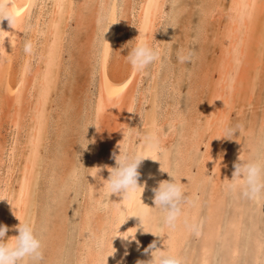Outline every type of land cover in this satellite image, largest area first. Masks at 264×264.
<instances>
[{"label":"bare ground","instance_id":"bare-ground-1","mask_svg":"<svg viewBox=\"0 0 264 264\" xmlns=\"http://www.w3.org/2000/svg\"><path fill=\"white\" fill-rule=\"evenodd\" d=\"M176 1L7 0L12 20L0 19V198H6L0 199V224L8 226L7 236L17 234L14 226L18 225L19 220L16 216L30 223L35 221L36 224H33L42 228L40 219L44 220L49 216L48 206L45 207L46 215L43 211L46 209H36V206L45 204L47 199L39 198L38 204L33 205L34 188L37 180L42 179L45 192L48 188L52 189V193L63 192L68 200H64L63 207L71 206L74 212L73 225L70 223L75 230L73 244L68 248H65V228L68 229L69 220L67 223L61 220L59 223L55 218L58 223H52L46 234L36 229L37 234L43 236V253L51 254L50 257L63 248L64 252L67 251L63 257L68 264H103L102 258L110 251V242L106 243L105 237L114 234V225L129 213L144 214V231L147 232L143 231L142 226L137 227L140 224L138 217L126 218L118 231L137 227L135 235L139 244L114 237L112 245L116 251L106 257V264H117L121 260L122 264H137L138 260L146 261L142 259L144 256H147L148 261L150 251L145 252V249L154 241L156 247L163 248L166 245L167 250H178V238L182 240L187 236L194 217V211L191 214L188 211L190 207L191 210L194 207L191 202L190 206L188 203L184 205L177 225L171 231L163 230L165 235L157 237L149 233H154L156 227L154 229L151 223V212L146 211V202L142 210L138 209L140 189L124 199L122 195L110 194L104 201L106 196L103 180L109 176L108 168L115 167L113 153L119 154V144L133 152V139L147 127L148 132L141 133L142 140H145V136L155 135L158 141L149 143L144 155L156 160L158 149L170 147L180 131L177 125L183 123L181 130L184 142L179 147L183 163L181 169L180 164L176 163L179 165L178 170L176 169L177 177L182 176L181 180L188 183L189 179L185 178L192 168L186 160L192 149L195 151L201 148V156L196 166L199 175L197 182L205 176L206 169L211 167L213 196L217 193L219 181L221 182L230 168V155L241 150L239 147H232L234 143L228 145L226 137H217L223 133L224 123L228 124L231 111L237 108L240 112L254 96L255 85L264 82V0H197V4L194 1L193 4L198 6L199 16L194 28L195 37L191 35L192 32L190 34L193 29L191 11L197 8L194 6L191 10L192 7H188L185 2L179 3L181 6L177 4L179 7L171 13V20L174 24L180 23L179 28L184 30L178 28V32H184V37L180 35L183 39H178L182 41L180 51L186 53L190 40L196 39L195 59L191 69L185 68L181 62L177 70H173L170 64L167 65L164 82L155 101L152 82L161 61L150 65L149 73L147 69L144 74H134L131 66L122 57L128 51L123 45L134 39L139 30H147L149 33L155 31L154 43L159 45L162 52L168 51L173 38L170 39L167 32H162V21L167 17L166 4L172 6ZM183 14L185 17L180 22ZM114 21L118 22L112 23L104 34L110 45L108 47L100 38V33ZM27 44H31L30 53L25 52ZM146 73L149 74L148 85L142 87ZM183 76L189 81L187 92L191 100L186 112L178 109L177 99L180 97L176 96L177 99L171 103L167 101L169 89L179 95L181 90L177 82ZM53 95L55 99L52 105ZM91 95L88 100L87 96ZM145 104L151 105L148 111L144 109ZM84 108V131L90 122L102 126L98 131L95 125H89L85 132V139L89 141L84 151L85 169L70 158L77 152L74 150L75 153L70 155L72 148L68 144V141L70 143L76 139L73 137H77L81 130H78L81 128L80 122L78 128L74 125L83 116L80 114ZM52 110H55V116L52 115ZM148 112L153 113L151 118H147ZM80 118L82 121L83 117ZM164 123H169L166 131L162 129ZM261 123H264L263 118ZM252 127L250 123L247 130L250 131ZM238 140L239 138L234 139L236 142ZM75 145L78 147L76 143ZM151 158L143 159L138 167V184L150 190L157 187L160 181L168 180L166 175L169 168L168 157L162 162ZM53 165L68 167L60 168L59 172H63V175L59 174L58 181H53L55 173L58 172ZM80 167L83 168L81 171L84 170L83 174L80 173ZM95 167L101 168L98 173L101 179L90 175ZM176 167L175 165L172 169ZM78 173L83 175L82 178L79 176L82 182L77 179L80 184L76 180ZM196 178L195 175L193 180ZM223 183L222 180L221 185L225 189L226 183ZM191 184L193 185L192 182ZM195 184L191 187L188 183L190 188L185 185L188 201L191 196L194 197L192 194L189 196V193L195 189ZM197 185L196 188L199 189L200 184ZM206 187L208 190V184ZM74 189L78 191L77 197L70 200V191ZM200 199L196 201L199 203ZM210 199L213 202V197ZM213 207L211 204V210H214ZM57 211L54 213L57 214ZM188 220L190 222H186ZM205 245L203 243L204 247H200L209 250L208 245L207 248ZM126 250L131 251L128 263H125Z\"/></svg>","mask_w":264,"mask_h":264},{"label":"rangeland","instance_id":"rangeland-1","mask_svg":"<svg viewBox=\"0 0 264 264\" xmlns=\"http://www.w3.org/2000/svg\"><path fill=\"white\" fill-rule=\"evenodd\" d=\"M191 1H189V0H177L176 3L173 4L172 6H170L169 4H166L165 10H167V12H166L167 13V17H165L164 18L165 20L162 21V23H163L162 24V32L163 31L167 32V34L170 35L169 38L170 39L173 38L172 39L173 42L170 40V47L171 48H169L168 51L165 50L164 51L165 53L162 52V59H161V63H160L161 66H159V68L157 70V73H156V75H155V77L153 79L154 81L152 82L153 94H154L153 97H154L155 101H156V98L159 96V95H156V94H159L160 91H161V86H162V84L164 82V77H165V74H166L167 65L170 64L173 70H177L179 62H180L176 56H178L177 53L181 52L180 51V46H181L182 41H179V40L183 39L182 36H183L184 32H182V31H184V30L179 28L181 26L180 23L179 24L178 23L174 24L172 22L171 13L174 12L175 9H178L177 7H179V6H177V4L178 5H180L181 3L184 4V2L187 4L188 7H192L191 8V10H192L194 8V6H195V4H193V2L195 1L194 3L197 4L198 1H200V0H198V1L197 0H191ZM189 5H192V6H189ZM195 7L197 9H194V11L190 10L192 12L191 22H192V25H193V26H191V28L193 27V29L190 30V34L192 32L191 35L194 36V37H195L194 28H195V25L199 21L198 6H195ZM167 8H170V9H167ZM195 10H196V12H195ZM184 17H185V15L183 14L182 18H180V20H181L180 22H183ZM168 24L169 25L171 24L170 27H169ZM172 26L174 27V29H172L173 28ZM178 28L181 29L182 31L178 32L179 31ZM169 29H171V30H169ZM171 31H174V33L171 32ZM168 32H170V33H168ZM173 34H175V35H173ZM180 35H182V36H180ZM176 37H177V39H176ZM174 38H175V41H174ZM179 38H181V39H179ZM190 42L191 43H188L186 53H191L192 61L190 60V62L182 63L183 66L185 68H187V69L188 68H190V69L192 68V64L194 62L195 54H196L195 51L197 49L196 39L190 40ZM162 62H163V65H162ZM150 67H148V68L150 69ZM149 69H148V73H149ZM148 73H146L144 75V77H143L142 87L148 85V78H149V74ZM177 84L179 86L178 87L179 90H181L178 93L179 95H175L174 94L175 93L174 90L173 89H169L167 101L169 103H171L172 101L177 99L176 96H178V98L180 97L179 99H177L179 101L178 102V109L186 112L188 110V108H189L188 105L191 103L190 96L188 94L189 92H187L188 88H189V81H188V79L185 76H183L180 79V81L177 82ZM255 86H256L255 87L256 91L254 92L255 94L252 97L251 101L248 102L243 107V109L240 112L237 111V108H235L230 113L228 125L229 126H237V125H239V126H241L242 130H241L240 134H239V131L237 130L236 132L233 133V136H226V142H227L228 145L230 143H234L233 144L234 146L232 145V147H235V148L239 147V148H241V150H240L239 153L232 152V154L230 155V158H229L230 163L228 165V168L229 167L230 168H229V170H227V174L223 176L224 178L222 177V180L224 182L223 184L227 183L229 181V178L230 179L232 178L231 175H232V173L234 171V163L238 160V158L255 157V156L259 155L261 152H264V123H261V119L262 118L264 119V82L262 84H260V85H255ZM91 97H92V95L90 97L87 96V99L90 100ZM51 98H52L51 104L53 105L54 104L53 100L55 99L54 95ZM150 107H151L150 104H145L144 105L145 111H148V109ZM86 108H84V110H83L84 113L82 112L80 114V115L83 114V116H80V117H83V120H84V118L86 116V114H85ZM81 109H83V108L81 107ZM51 113H52L53 116H55V114H56L55 110H52ZM144 113H147V112H144ZM151 113L148 112L149 116H147V118H151L152 117L153 113L152 114ZM80 117H79L78 123L75 124L74 126L77 125L76 128H78L79 127L78 125H79V122H80L81 128H79L78 130H80V129L81 130L78 131V133H77L78 135H76L77 137H73V138H76V139H74L73 141H70V143L68 141V144L70 145V148H72V149H70V150H72L71 151L72 153H70V155L75 153V151L77 152V153H75L77 155L73 154V156L71 155L70 158L73 159L74 162L77 161V164L81 165L85 169L84 163H83L85 161V159H84V157H85L84 156L85 147H83V145H84L83 142H85V141L83 139V134H81V133H83L82 131H84V128H85V125H84L85 124L84 123L85 120L84 121L82 120L83 123H81L82 122L81 121L82 118H80ZM148 120H150V119H148ZM250 123H251V125H253V127L249 131V130H247V127H248V125H250ZM164 125H163L164 127L162 126V129L164 131H166L169 128V123H164ZM183 125H184L183 123H179L177 125L178 126L177 127L178 131L180 130L181 133H180V131L177 132V135L175 136V140L172 142L170 147L168 146L169 147V148L167 147L168 149L167 148L166 149L165 148L164 149H158L157 153L155 154L156 160L161 161V162L164 161L165 158L168 157V159H169V168L167 170H168L169 174L173 175V176H178V174H176L177 173L176 171L179 168L178 164H180V169H181V164L183 163V160H181L180 154H179V147L181 146L182 142H184V140L182 138V130H181ZM76 128H75V130H77ZM82 128H83V130H82ZM148 130H149V128L145 127L144 129H142L140 131V133L139 132L137 133L138 136H136L133 139V141H132L133 152H138V153L142 152L141 154L144 155V150H145L146 146L149 143L152 142V141L142 140V134H146L148 132ZM85 137H86V134H85ZM237 138H239V140L237 142L234 141V139L236 140ZM80 139H82V140H80ZM77 141L79 143H77ZM72 142H74V144ZM75 143L77 144L78 147H76ZM142 145H144V146H142ZM52 146H54V144ZM193 150L194 149H192L189 152V158H188V160H186V163L189 162V164L191 165L192 170L188 173V175H186L185 179H189L188 183H189V185L191 187L195 183L200 184V185L202 184L201 185L202 187L199 185V189H198V188H196V187H198V185L195 184V186H194L195 189H192L190 191V193L188 192L189 196H190V194H192L194 196V197L191 196L190 200L188 201V205L189 206H190V202H191V205L194 206L192 208V210H191V207L189 208V206H188V208H189L188 211L190 210L189 211L190 214L194 211V217L192 218L193 220L190 223L191 224L190 225L191 228L189 227L188 231L185 230V232H184V233H186V231H187V233H186L187 236H184V237H187V238L183 237L182 240H181L180 237H179L180 239L178 238V243L179 244L177 243L176 249H178V250L175 249L176 252L178 251V253L184 258L186 264H264V200L255 201L254 202V201H249V200L240 198L239 195L233 194V193L227 191L226 188L224 189V187H223L224 185H221V182H222L221 179H220L221 182L219 181L218 186H217V190H216L217 193H215V195L213 196V194H214L213 193V189H212L213 188V185H212L213 184V182H212L213 174L211 173V172H213L212 168L209 167L208 169H206L205 176L201 177L202 178L201 180H203L204 182L201 181V180H199L197 182V179H198L199 175H197L198 172L196 171L197 170L196 166L198 165V161L200 159L201 150L202 149L199 148V149H197L195 151H193ZM176 151H177V153H176ZM74 158H76V159H74ZM170 159L172 161H170ZM177 160H179V161H177ZM78 161H79V163H78ZM177 162H178V164H176ZM174 163H175V165L177 167L175 169L174 168L172 169V167H175V165H173ZM54 166L55 165H53V167ZM62 167L63 166H58V165L56 167H54L56 170H58V172H56L55 175L52 173L54 175V178H53L54 180L53 181H55V180L58 181L59 176L63 175V172H62V174L59 172L61 169L65 168V167L68 168L67 166H65L63 168ZM51 168H52V163H51ZM83 168L80 167V173H82V172L84 173V170L81 171V169H83ZM173 170H175V171H173ZM80 173L77 174L76 180L79 178L78 180L82 182L81 178L83 177V175H81ZM57 175H58V177H57ZM195 175H196L197 178L193 180V177ZM206 175L209 176L210 178L209 177L207 178ZM166 176H168V178ZM166 176L165 177L168 180L171 178L168 175V173H167ZM190 179H192L191 182L193 183V185L191 184ZM78 180H77V182L79 183ZM195 180H196V182H195ZM200 181H201V183H199ZM184 182L182 181V183H184ZM205 182H206V184H205ZM207 182H211V183H207ZM42 183H43L42 179L37 180L36 186L34 188V196L33 197H34L35 203L33 201V203H34L33 205L38 204L37 199H39V198H42L43 200L47 199V202L45 204H38L37 205L38 207L36 206V209L40 208V207H43V209H46L45 207L48 206L47 209L49 210L48 211L49 212V216L46 217L44 220L40 219V221H41L40 223L43 225L42 228L38 227L37 225H35L36 224L35 221L33 222L35 224H33V223L32 224L36 227L37 231L39 230L43 234H46L48 229L51 227L50 225H52V223H54V222L58 223L56 221V219L59 221V223H61V220H62V222H64V220H65L66 223L69 220L70 222L68 221V225L66 224L68 229L65 228V236H66V247L65 248H68L70 245L73 244V237H74V231H75L73 226H72L73 225V214L72 213H74L73 209H72L71 206L70 207L69 206H67V207L64 206L63 207V204H65V203H63L64 200L66 202L68 201L67 197H65L63 192L60 191V193L59 192L58 193H54V192L52 193V189H50V188H48V189H50V192H48L49 191L48 189L46 190L47 192H45L46 187H44L45 184L44 183L42 184ZM186 183L187 182H185L184 185H186ZM188 183H187V185H188ZM79 184H78V186H79ZM207 184H208V190H207V187H206ZM219 185L221 186L220 188H219ZM190 186H189V188H190ZM39 189H40V191L42 190L41 193L43 191H44V193L41 194ZM211 189H212V192H209V191H211ZM218 189H220V190H218ZM205 190H206V192H205ZM195 191H196L197 194H195ZM77 192L78 191L75 190V189L70 191V195H71V198H72L70 200H74V198L77 197V194H78ZM51 193H52V195H51ZM64 193H66V192H64ZM39 194H41V196ZM56 194H57V198L55 199V195ZM60 194H61V197H60ZM152 194H153V191L148 189L147 187L143 186V190L140 189V194H139V198H138V201L140 203L138 204V209L142 210V208L145 205H146L145 207H146L147 210L152 208L151 211H150L151 215H152L151 216V223L153 224L154 229L156 227V229L153 230L154 233L163 232V230H167L168 231L169 229H170L169 231H171V229L173 227L172 228L166 227V225L162 221V213L159 210L154 208V201H153L154 194L153 195ZM42 196H44V197H42ZM104 196H106V197H104ZM104 196H103L104 197L103 200L106 201L107 198H108L106 193H105ZM211 197H213V202L210 199ZM214 197H215V199H214ZM144 198H145V200H144ZM199 199L201 201V204H200V201H199V203H198V201H196V200H199ZM208 199H210V201H208ZM219 199H221L222 201L219 200ZM70 200H69V202H71ZM59 201H60V204H59ZM214 202H215V207H213L214 206ZM144 203H145V205H144ZM194 203H195V205H194ZM219 203L221 204V206H217V204L220 205ZM211 204H212V207H213L214 210H211ZM195 206H196V208H199V209H196ZM59 207H61V210H59L60 209ZM47 209L43 210L45 215H46L45 211H47ZM56 209L59 210V211H57ZM67 210H69V211H67ZM197 210H199L198 213H197ZM216 210H218V211H216ZM55 211H57V214H55L56 213ZM68 212H70V213H68ZM53 213H54V215H53ZM189 213H187V215ZM214 213H216V214H214ZM51 214H52V216H51ZM66 214H68V215H66ZM47 215H48V213H47ZM214 215H216L217 217L214 216ZM238 216L241 217V218H239ZM42 217L44 218V216H42ZM237 218L240 219V222H238L239 220ZM209 220H210L211 224H209ZM186 222H190V220H188ZM193 222H194V224L192 225ZM44 225H46V226L44 227ZM176 225L177 224H175V226ZM71 226H72L73 230L70 228ZM215 227H216V229H215ZM213 228H214V230H213ZM237 230H238V232H237ZM67 232H68V234H67ZM69 233H70V237L72 239L69 237ZM205 235H206V237H205ZM42 237H41V239H42ZM67 238H68V241H67ZM211 238H212V240H208V239H211ZM184 239H186V240H184ZM207 242L208 243L210 242V244H207ZM203 243L208 245L207 247H209V250L206 247V245H205V247L207 249H205V248L202 249V247H200V246H203ZM179 247H181V249ZM62 249H58L52 257L49 256L51 254L44 252L41 264H68L67 260L65 259V257H63V256H65L67 251L64 252V249H63V251H62ZM207 250L209 252L206 253ZM127 254L128 255H126L127 257L125 258V263L129 262L131 251L127 250ZM52 258H54V259H52ZM149 258H150V254L148 255V260H150ZM142 259H144V260L146 259V261H147V256H144Z\"/></svg>","mask_w":264,"mask_h":264},{"label":"clouds","instance_id":"clouds-1","mask_svg":"<svg viewBox=\"0 0 264 264\" xmlns=\"http://www.w3.org/2000/svg\"><path fill=\"white\" fill-rule=\"evenodd\" d=\"M3 18H7L8 21L12 20L10 5L7 3V0L0 2V19ZM115 22L118 21L109 23L107 28L100 33V38L106 42L108 47H110V45L105 40L104 34L109 26ZM154 32L155 31L149 33L147 30H139V34L134 39L123 45V48H127L128 51L126 55H120L124 57L126 62L131 66L134 74H144L150 65L157 64L162 59V50L158 44L154 43L156 40L153 35ZM31 50V44H27L25 46V52L30 53ZM177 58L181 63L190 62L191 53L180 52ZM89 125H95L98 131L102 128L99 124L90 122L86 126V130ZM86 130L83 134V139L86 141L83 147H86L89 143V141L85 139ZM237 130L240 134L242 130L241 126H229L227 122H225L223 133L217 138L222 136H233V133ZM144 139L146 141H158V137L155 135L145 136ZM118 147L119 154L113 153L115 167L108 168L109 176L107 179L103 180V187L108 198L110 194H118L122 195V199H124L136 192L137 189L143 190V185L138 184V178L140 176L138 167L143 159L151 157L142 155L138 152L129 151L120 144ZM100 171V167H95L90 175L96 179H101L98 175ZM86 174L88 173H85V175ZM168 175L171 179L160 181L158 186L153 188L152 191L154 193V208L162 213L163 223L167 227L172 228L182 216L184 205L188 203V199L185 185L181 182L182 176L177 177L169 173ZM225 188L227 191L237 194L240 198L249 201L255 202L264 200V152H261L255 157L238 158L234 163L232 178L225 184ZM146 211H151V209ZM130 216L139 218L140 224L137 227L142 226L144 231L143 213H129L120 219L119 222L114 225V234L105 237V242H110V251L102 258L103 264H106V257L113 255L116 251L112 245L114 237H120L122 241L128 243L136 241L135 234L137 227L128 228L123 232L118 231L126 218ZM16 217L19 223L14 226L17 230V234L14 236H7L6 234L9 230L8 226L0 224V264H41L43 259V242L41 237L37 234L36 228L32 223L25 221L21 217ZM149 233L157 237L165 235L163 232ZM136 243L139 244L138 241H136ZM148 251H150L151 259L148 261L138 260L137 264H186L184 258L178 252L167 250L166 245H164L163 248L156 247L155 241L145 249V252ZM125 255H127V250L125 251ZM117 264H122V260L117 261Z\"/></svg>","mask_w":264,"mask_h":264}]
</instances>
